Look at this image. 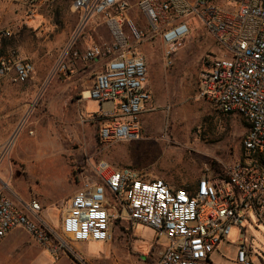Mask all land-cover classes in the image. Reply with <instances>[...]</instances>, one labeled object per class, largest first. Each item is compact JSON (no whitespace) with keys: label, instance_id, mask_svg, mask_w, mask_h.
I'll use <instances>...</instances> for the list:
<instances>
[{"label":"rangeland","instance_id":"1","mask_svg":"<svg viewBox=\"0 0 264 264\" xmlns=\"http://www.w3.org/2000/svg\"><path fill=\"white\" fill-rule=\"evenodd\" d=\"M2 2L9 12L1 17L6 22L14 14L15 21L0 50L16 51L35 65L36 72L26 84L0 81V191L30 220L55 231L73 251L55 259L19 228L0 243V264H155L163 250L156 231L129 220L114 224L109 244L73 243L61 229L67 202L86 182L97 180L93 169L100 161L131 167L147 179H163L179 188L208 171L221 173L243 160L247 122L217 112L199 89L205 65L224 57L225 51L191 18L190 33L175 47L168 64L161 38L151 35L143 15L133 8L130 16L146 37L141 43L133 41L130 49L146 60L151 100L140 117V139L104 145L99 140V120L91 117L101 114L100 104L83 102L84 114L80 106L82 92L90 89L103 62L77 61L72 76L56 72L63 52L78 35L82 14L66 1L42 8L28 19L19 2ZM112 42L108 25L97 17L77 38L75 48L82 51L93 43ZM34 200L43 208L39 219L27 210ZM248 225L242 227L249 228L252 264H264V226ZM240 233V227L233 226L228 243L212 255L216 264H238Z\"/></svg>","mask_w":264,"mask_h":264},{"label":"built area","instance_id":"2","mask_svg":"<svg viewBox=\"0 0 264 264\" xmlns=\"http://www.w3.org/2000/svg\"><path fill=\"white\" fill-rule=\"evenodd\" d=\"M13 1L22 5L28 19L42 8L66 1L82 14L78 35L63 52L56 72L74 75L73 60L105 61L93 86L81 94L82 100L109 107L104 113L113 121L99 128L104 145L140 139V117L151 100L146 60L130 49L133 41L141 43L146 37L130 16L133 8L143 15L151 35L161 38L168 64L175 47L190 33L189 20L195 18L204 26L225 56L204 67L200 93L220 114L245 119L246 157L224 167L220 174L208 171L195 183L179 188L163 179H147L131 167L113 169L107 161H100L93 169L97 180L86 182L68 200L61 229L73 243L109 244L116 221L129 220L156 231L163 250L155 264H216L212 255L223 242L228 243L233 226H238L237 263L252 264L249 228L242 225L264 226V0ZM97 17L108 25L113 42L93 43L79 51L77 38ZM10 36V31L0 28V42ZM35 72V65L16 51L0 50V81L26 84ZM27 210L39 219L43 208L34 200ZM41 224L30 220L0 191V243L24 228L55 259L73 251L55 231Z\"/></svg>","mask_w":264,"mask_h":264},{"label":"crops","instance_id":"3","mask_svg":"<svg viewBox=\"0 0 264 264\" xmlns=\"http://www.w3.org/2000/svg\"><path fill=\"white\" fill-rule=\"evenodd\" d=\"M21 7H22V5H21ZM6 7L4 6V4H3V2H2V0H0V28L1 29H3V30H6V31H11V26H12V24H14V21H15V19H14V14L12 15V17H11V19L10 20H7L6 22L4 21V19L1 17L2 16V13H4L5 12V10L7 11V12H9V9L8 8H6ZM23 8V7H22ZM110 30V29H109ZM112 35V34H111ZM105 45H107V44H105ZM2 46V44H1V42H0V47ZM80 61V62H83V63H85L84 61H82V60H73V66H74V68H75V66H76V64H78V62ZM101 61V63L103 62V64L102 65H100V70H98V71H96L95 73H94V77H93V82H92V86H93V84H94V82H95V78H96V75L99 73V72H101L103 69H104V67H105V61H103V60H100ZM74 63H76V64H74ZM85 64H89V65H95V63H85ZM208 64V63H207ZM206 64V65H207ZM205 65V66H206ZM76 70V69H75ZM91 86V87H92ZM90 87V88H91ZM148 88H149V86H148ZM200 89V88H199ZM150 90V89H149ZM85 101H92V100H82V98L80 99V106H81V104L83 103V102H85ZM98 103V102H97ZM112 105H113V103H111ZM100 106H101V108H102V111H101V114H95V115H93V116H91V117H95V116H101V119L99 120V128H100V126H102L104 123H110V122H112L113 121V119L110 117V116H107V115H105V113H104V111H106V110H108L109 109V107L107 106V105H101L100 104ZM81 111L83 112V107L81 106ZM147 111V110H146ZM145 111V112H146ZM83 114H84V112H83ZM122 142H124V141H122ZM41 154H43V153H39V155H41ZM111 165V164H110ZM112 166V168L113 169H120V168H125V167H127V166H124V167H116V166H113V165H111ZM199 178H195V179H193L192 180V183H195L197 180H198Z\"/></svg>","mask_w":264,"mask_h":264},{"label":"trees","instance_id":"4","mask_svg":"<svg viewBox=\"0 0 264 264\" xmlns=\"http://www.w3.org/2000/svg\"><path fill=\"white\" fill-rule=\"evenodd\" d=\"M215 174H220V172H219V171H216ZM119 222H121V220L116 221V224H118ZM71 258H73V260L76 261V259H74V257L71 256ZM76 262H77V261H76ZM77 263H78V262H77ZM78 264H79V263H78Z\"/></svg>","mask_w":264,"mask_h":264},{"label":"bare ground","instance_id":"5","mask_svg":"<svg viewBox=\"0 0 264 264\" xmlns=\"http://www.w3.org/2000/svg\"><path fill=\"white\" fill-rule=\"evenodd\" d=\"M6 124V123H5ZM4 125V124H3ZM35 142V141H34ZM36 145V144H35ZM40 148H43V145H40ZM35 150V148L33 149V151ZM37 150V149H36ZM41 150V149H40ZM32 151V150H31ZM33 153V152H32Z\"/></svg>","mask_w":264,"mask_h":264},{"label":"flooded vegetation","instance_id":"6","mask_svg":"<svg viewBox=\"0 0 264 264\" xmlns=\"http://www.w3.org/2000/svg\"><path fill=\"white\" fill-rule=\"evenodd\" d=\"M111 243V242H110Z\"/></svg>","mask_w":264,"mask_h":264}]
</instances>
